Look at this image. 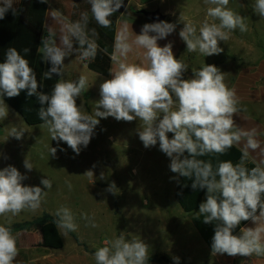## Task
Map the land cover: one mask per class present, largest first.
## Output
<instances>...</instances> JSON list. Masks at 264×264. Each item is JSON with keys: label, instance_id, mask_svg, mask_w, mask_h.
Segmentation results:
<instances>
[{"label": "clouds", "instance_id": "9594fccd", "mask_svg": "<svg viewBox=\"0 0 264 264\" xmlns=\"http://www.w3.org/2000/svg\"><path fill=\"white\" fill-rule=\"evenodd\" d=\"M39 2L48 4L50 0ZM229 2L204 0L209 7L198 33L194 24L184 21L179 36L186 44L187 52L198 51L205 57L220 54L223 51L219 47L220 41L226 42L229 34L237 29L247 31L245 18L230 9ZM16 3L17 0H0V20L9 10L14 16L23 12L14 7ZM88 3L97 24L107 28L111 25L109 17L121 8L123 0H88ZM253 10L264 18V0H255ZM49 13L59 29L47 26V35L42 37L39 51L42 60L51 64L43 78L52 79L53 74L60 78L50 94L38 91L42 85L29 61L16 48H8L4 62H0V118L8 115L3 97L14 98L26 91L28 97L35 96L40 104V127L47 128L51 140L66 143L77 155L81 146L87 147L90 143L100 123L98 118L113 117L125 122L139 119L138 135L144 147L159 142V150L170 158V170L191 180L193 190H207L206 201L200 203L197 215L204 217L205 224L215 223L212 255L264 256V243L260 237L264 227L241 228L242 235L233 234L242 221L251 219L257 225L264 221V160L251 169L245 166V161L250 158L249 150L260 149L264 154V148L256 138L255 129L244 130L235 123L233 116L241 111L240 100L236 90L225 83V73L214 64L204 63L199 69L192 68V77L185 79L189 65L174 56L172 43L163 47L157 43L175 31L173 23H146L141 34H134L131 39L125 29L116 37L115 51L111 55L114 63L111 78L100 84L101 98L93 104L89 114L82 110V104H77V98L88 89L87 78L81 75L78 80L64 79L66 57L73 52L80 60L96 56L98 45L86 30L88 13H82L81 20L75 22L58 9H50ZM92 34L95 35L94 29ZM74 41L78 48H74ZM134 49L143 50L140 63L128 61V55ZM23 51L27 54L31 49ZM23 131L12 128L9 136L21 139ZM169 133L173 134L172 138ZM242 142L239 163L220 161L214 170L210 161L197 159L211 153L222 155ZM49 152L55 156L57 148L50 146ZM185 152L188 156L181 159ZM24 166L29 171L33 168L27 158ZM84 175L93 180L91 170ZM24 179L26 177L12 165L0 170V216L8 218V225L11 217L39 209L46 195V191L38 186L23 185ZM41 183L47 189L52 187L49 179H42ZM107 191L116 193L114 182ZM56 216L58 219L54 223L64 230V235L77 230L69 209H59ZM125 236L122 232L115 239L105 240V246L98 247L93 253L95 264H149V245L139 236L133 235L130 240ZM18 255L17 235L10 226L0 225V264H14ZM173 260L179 264V257H173Z\"/></svg>", "mask_w": 264, "mask_h": 264}, {"label": "crops", "instance_id": "0c3cea01", "mask_svg": "<svg viewBox=\"0 0 264 264\" xmlns=\"http://www.w3.org/2000/svg\"><path fill=\"white\" fill-rule=\"evenodd\" d=\"M73 1L50 0V3L46 4L47 9L44 18L43 37L47 35V26L53 27L57 31L59 29V25L55 24L53 18L49 16V10H59V8H62L63 12L61 13L70 20ZM123 1L126 2V8L122 13L118 14L115 23L114 45L117 35L125 29L131 39L134 38V34H141V29L144 24L153 23L139 14V10H159L165 16L164 21L175 24L176 28L165 39L158 40V45L163 47L169 42L172 43L174 56L189 65V69L184 73L185 79L192 77V68L199 69L204 63L214 64L221 72H224L225 83L229 88L236 90L240 100L239 107L241 111L233 116L235 123L244 130L250 131L255 129L257 133L256 138L260 141L261 148H264V52H262L264 51V46L251 42L250 39V36L256 33L264 35V27L253 28L249 14L246 32H241L239 29L231 32L226 42H219V47L223 49L220 54L205 57L198 51H186V44L180 38L179 32L184 27V21L191 22V20L189 18L186 19L185 14L178 11L180 3L176 4L177 0ZM21 3L22 0H17L14 7L20 9ZM17 19L18 15L14 16L12 11L9 10L5 17L0 20V60L3 62L7 49L11 48ZM194 25L198 33L199 27L197 24ZM237 35H242V37H237ZM56 40L57 44H59V34ZM40 46H42V40L38 45V50ZM73 46L74 48L79 47L75 41ZM114 51L115 48L113 46V53ZM142 52V49H134L133 52L129 53L128 61L131 63H140L142 61ZM77 55L76 52H73L71 56L65 58L64 79L78 80L81 75L87 78L88 89L81 97L77 98V104H82V110L91 114L93 104L101 98L99 91L100 84L104 80L110 79L111 75L110 71L108 77H102L91 72L88 70L86 64L77 58ZM113 67L114 63L111 59L110 70ZM9 109L11 108L9 107ZM26 120L30 125L35 122L42 123L38 116L26 118ZM108 123L114 125L118 136L115 144L103 145L104 147L101 149L103 153L102 160L109 156L115 157V163L119 164L118 167L116 165V170H119L122 164H132L131 176L139 178L141 187L142 184L147 187H143L138 192L149 197L151 203L144 202V212L139 210L138 206H135L134 210L142 212L141 218L136 225V236H139L149 245V254L157 256L166 255L172 260L173 257H179V264H264V256H257L255 254L249 256L237 255L235 257L228 256L227 254L213 256L192 224V218L197 216L199 209L193 213H184L174 200V192L179 174L173 173L170 170V158L159 150V142L155 146L149 148L144 147L138 135V129L140 127L139 119L125 122L111 118ZM102 125L100 122L95 130H101L102 127H105ZM4 128L5 122L0 119V146L2 144L1 137L4 134ZM168 136L172 138L173 134L169 133ZM12 138L14 137L12 136ZM100 143L101 141H99ZM235 147L241 151L243 142ZM249 152L250 158L248 161L254 165L264 160V154L261 153L260 149L256 151L249 150ZM120 176H123L122 172L118 175V177ZM138 186L139 183L137 182ZM118 194L122 195V192ZM205 201L206 194L202 198V202ZM257 215H259V212ZM257 226L264 227V221L259 222L257 225L250 219L242 228L255 229ZM235 235H242L241 229ZM260 237L261 242L264 243V232L260 233Z\"/></svg>", "mask_w": 264, "mask_h": 264}, {"label": "rangeland", "instance_id": "374dc122", "mask_svg": "<svg viewBox=\"0 0 264 264\" xmlns=\"http://www.w3.org/2000/svg\"><path fill=\"white\" fill-rule=\"evenodd\" d=\"M254 2L255 0H230L228 7L243 16L246 24L250 14L253 28L264 27V18L253 10ZM177 3H180L178 11L200 27L209 5H206L204 0H177ZM250 39L251 42L264 46V35L256 33L251 35ZM111 118L113 117L98 118L105 127L94 130L88 146H81L77 155L66 143L51 140L47 128L40 127L41 122L30 125L26 119H21L8 107V115L0 118L5 122L0 146V170L9 165L16 167L26 177L22 181L23 185L38 186L42 191H46V195L35 212L24 211L11 217L10 225L8 218L0 216V225L11 226L32 220L43 212L54 215L59 209L67 208L77 225V230L73 232L89 250L95 251L98 247L105 246V240L115 239L122 232L126 233V240L136 235V225L141 218L143 204L151 201L145 194L138 192L147 187L143 184L141 187L139 178L131 176L132 164H122L119 170H116L119 164L115 163V157L109 156L102 160L103 145L115 144L118 136L114 125L108 123ZM12 128L24 129L21 139L9 136ZM50 146L57 148L55 156L50 155ZM26 158L33 166L30 171L24 166ZM89 170L94 174L93 180L84 175ZM121 172L123 176L118 177ZM42 179L51 181V189L44 187ZM112 182L116 185L115 194L107 191ZM119 192H122V195H119ZM135 206L141 211L134 210ZM83 214H86L87 218H84ZM93 224L96 226L93 227ZM15 235L19 255L14 264H95L94 256L85 252L58 227L47 225L35 232H21ZM150 256L153 255L149 254Z\"/></svg>", "mask_w": 264, "mask_h": 264}, {"label": "trees", "instance_id": "16d2710c", "mask_svg": "<svg viewBox=\"0 0 264 264\" xmlns=\"http://www.w3.org/2000/svg\"><path fill=\"white\" fill-rule=\"evenodd\" d=\"M20 9H23V12L18 15L11 48H16L17 51L29 61L30 67H32L36 72L38 82H40L42 85L40 88H38V91L50 94L51 89L55 83L58 82L59 76L53 74L52 79L43 78V73L51 67V64L50 62L45 63L42 60V54L38 50V45L44 35L43 25L47 5L40 3L39 0H22ZM59 11L63 12V9L59 8ZM84 12L88 13L86 30L89 37L93 39L98 45V49L94 59L81 61L86 64L88 70L91 72L102 77H108L111 64V55L113 54L115 23L118 14L114 13L111 17H109L111 20V25L107 28H103L98 25L93 18L88 0H74L70 21L75 22L77 20H81V15ZM93 29L95 30V35L92 34ZM25 48H29L31 51L25 54L23 51ZM0 62L3 61L0 60ZM3 99L4 103L23 119L38 116V108L40 107V104L38 103L35 96L28 97L26 91H22L17 97L8 98L5 96ZM184 156H188V153L185 152L182 156V159ZM241 156L242 152L233 146L222 155L211 153L202 157H197V159H201L206 162L210 161L213 165V169L215 170L220 161L230 160L233 164H236L240 162ZM245 166L248 169H251L256 165L247 160L245 161ZM217 179H219V177H217ZM191 183V180L182 176H178L174 192V200L184 213H193L197 211L199 209L200 203H202V198L207 192L206 189L193 190ZM258 212L259 210L257 213ZM56 219H58L56 214L51 215L47 212H43L40 216L32 220L14 223L10 227L13 231V234L21 232H35L47 225L57 227L54 223ZM203 219V216L197 215L192 218V224L208 249L211 251L215 223L205 224L203 223ZM249 220L242 221L241 224L233 230V234L235 235ZM67 235L70 236L78 246L82 247L85 252L93 255L95 251L89 250L87 246L82 244L74 232H68ZM154 262L175 264V262L166 255L150 256L149 264Z\"/></svg>", "mask_w": 264, "mask_h": 264}, {"label": "water", "instance_id": "95a60500", "mask_svg": "<svg viewBox=\"0 0 264 264\" xmlns=\"http://www.w3.org/2000/svg\"><path fill=\"white\" fill-rule=\"evenodd\" d=\"M126 8V2L123 1V4L120 9L117 10V14L122 13ZM139 14L143 15L153 23L159 22V21H164L165 16L159 11V10H154V11H146V10H139Z\"/></svg>", "mask_w": 264, "mask_h": 264}]
</instances>
